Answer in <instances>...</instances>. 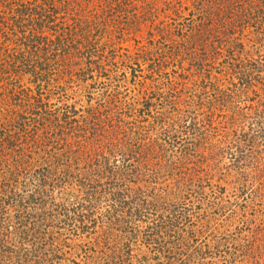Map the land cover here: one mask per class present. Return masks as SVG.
Returning <instances> with one entry per match:
<instances>
[{
  "label": "rangeland",
  "instance_id": "rangeland-1",
  "mask_svg": "<svg viewBox=\"0 0 264 264\" xmlns=\"http://www.w3.org/2000/svg\"><path fill=\"white\" fill-rule=\"evenodd\" d=\"M0 264H264V0H0Z\"/></svg>",
  "mask_w": 264,
  "mask_h": 264
}]
</instances>
